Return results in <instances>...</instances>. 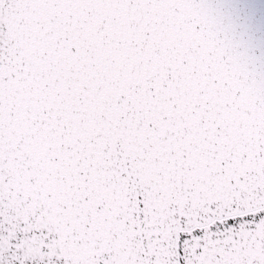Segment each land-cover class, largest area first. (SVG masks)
Segmentation results:
<instances>
[{"label": "snow or ice", "instance_id": "1", "mask_svg": "<svg viewBox=\"0 0 264 264\" xmlns=\"http://www.w3.org/2000/svg\"><path fill=\"white\" fill-rule=\"evenodd\" d=\"M0 264H264V0H0Z\"/></svg>", "mask_w": 264, "mask_h": 264}, {"label": "water", "instance_id": "2", "mask_svg": "<svg viewBox=\"0 0 264 264\" xmlns=\"http://www.w3.org/2000/svg\"><path fill=\"white\" fill-rule=\"evenodd\" d=\"M257 2H259V0H257Z\"/></svg>", "mask_w": 264, "mask_h": 264}]
</instances>
